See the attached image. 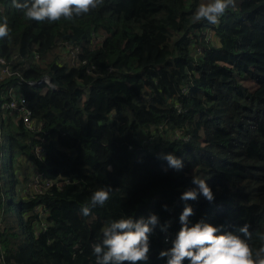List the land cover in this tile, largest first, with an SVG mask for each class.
Returning a JSON list of instances; mask_svg holds the SVG:
<instances>
[{
	"label": "trees",
	"instance_id": "trees-1",
	"mask_svg": "<svg viewBox=\"0 0 264 264\" xmlns=\"http://www.w3.org/2000/svg\"><path fill=\"white\" fill-rule=\"evenodd\" d=\"M198 3L99 0L49 22L0 0L9 28L0 72L12 74L0 79V103L26 97L36 124L6 112L0 128V264H96L92 244L123 215L154 211L171 220V238L194 175L210 177L215 199L187 201L190 219L225 230L247 224L253 252L264 245V0H234L216 25L192 21ZM43 77L57 91L27 84ZM5 143L29 172L14 170L18 198L7 190ZM161 152L182 156L184 168H167ZM37 173L55 184L26 193ZM104 185L109 200L82 215ZM164 235L151 236L150 264H163Z\"/></svg>",
	"mask_w": 264,
	"mask_h": 264
},
{
	"label": "clouds",
	"instance_id": "clouds-1",
	"mask_svg": "<svg viewBox=\"0 0 264 264\" xmlns=\"http://www.w3.org/2000/svg\"><path fill=\"white\" fill-rule=\"evenodd\" d=\"M233 2L199 0L191 14L192 21L216 25ZM98 3L99 0H13L14 6L25 17L49 22L61 16H79L95 8ZM8 32L6 22L0 23V38L7 37ZM217 46H220L219 41ZM157 155L166 161L167 168L177 171L184 168V158L174 152ZM108 167L111 168L110 165ZM209 179L194 175L191 181L193 186L180 193L179 199L185 203L178 217L180 227L171 238L168 234L171 220L161 221L154 211L146 216L123 215L108 220L102 228L101 238L91 246L96 264H123L125 261L128 264H150L151 236L157 229L165 234V243L170 241V246L160 249L157 254L158 258H163V264H264V245L253 252L248 243L251 233L247 224L239 226L238 230H225L223 225L213 224L204 218L195 222L190 219L194 209L187 201L196 200L201 195L209 202L215 199ZM111 192V185L95 189L90 194L89 202L82 204L81 214L87 216L92 208L103 206ZM162 207L168 209L169 206L165 203Z\"/></svg>",
	"mask_w": 264,
	"mask_h": 264
},
{
	"label": "built area",
	"instance_id": "built-area-1",
	"mask_svg": "<svg viewBox=\"0 0 264 264\" xmlns=\"http://www.w3.org/2000/svg\"><path fill=\"white\" fill-rule=\"evenodd\" d=\"M79 49H75L74 53H78ZM0 64L6 65V61L0 57ZM10 69L5 67L0 72V79L11 76ZM27 84L31 87L40 88L42 92H46L47 90L57 91V88L53 86L51 80L48 77H43L37 81H29ZM11 92V91H10ZM2 112V116L0 117V125L4 123L6 118V112L9 116L13 117L15 120H20L22 123L30 128L31 130L36 129L35 119L33 117V112L29 107L28 101L24 96L14 97L11 101H3L0 103V111ZM34 154L40 159H45L48 150L46 147V142L43 141L41 145H38L35 148ZM55 184V181L50 177H44L42 174L37 173L34 176V180L29 184L26 193L30 194H40L48 190Z\"/></svg>",
	"mask_w": 264,
	"mask_h": 264
},
{
	"label": "rangeland",
	"instance_id": "rangeland-1",
	"mask_svg": "<svg viewBox=\"0 0 264 264\" xmlns=\"http://www.w3.org/2000/svg\"><path fill=\"white\" fill-rule=\"evenodd\" d=\"M1 115H2V112L0 111V117ZM0 128H1V125H0ZM4 154H5L4 158H5V163H6L5 171H6V185L8 187L7 190L9 194L18 198L17 196H20L19 186H21L22 184L18 180V182L13 185L14 170L16 172L18 169H20V173L22 172L23 175L28 176L29 175L28 168L26 166L19 167L18 159L13 157L12 153L9 150V146L7 143H5L4 145ZM3 166H4V160H0V170L3 169ZM1 213L2 212H0V216H1ZM9 213L12 214V210L9 211ZM3 228H4V225L2 226L0 224V231H2Z\"/></svg>",
	"mask_w": 264,
	"mask_h": 264
}]
</instances>
